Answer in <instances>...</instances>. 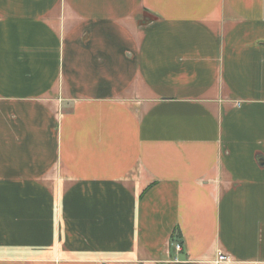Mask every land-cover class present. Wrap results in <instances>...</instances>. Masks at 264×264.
Here are the masks:
<instances>
[{"label": "crops", "instance_id": "obj_1", "mask_svg": "<svg viewBox=\"0 0 264 264\" xmlns=\"http://www.w3.org/2000/svg\"><path fill=\"white\" fill-rule=\"evenodd\" d=\"M0 264H264V0H0Z\"/></svg>", "mask_w": 264, "mask_h": 264}, {"label": "built area", "instance_id": "obj_2", "mask_svg": "<svg viewBox=\"0 0 264 264\" xmlns=\"http://www.w3.org/2000/svg\"><path fill=\"white\" fill-rule=\"evenodd\" d=\"M174 247H175L176 250H180L181 245H180L179 242H176V243L174 244ZM225 259H226L225 255H223L222 253H219V254H218V261H222V260H225Z\"/></svg>", "mask_w": 264, "mask_h": 264}]
</instances>
